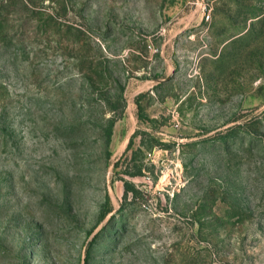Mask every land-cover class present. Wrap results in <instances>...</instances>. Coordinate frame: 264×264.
<instances>
[{
    "label": "rangeland",
    "instance_id": "rangeland-1",
    "mask_svg": "<svg viewBox=\"0 0 264 264\" xmlns=\"http://www.w3.org/2000/svg\"><path fill=\"white\" fill-rule=\"evenodd\" d=\"M0 264H264V0H0Z\"/></svg>",
    "mask_w": 264,
    "mask_h": 264
},
{
    "label": "trees",
    "instance_id": "trees-1",
    "mask_svg": "<svg viewBox=\"0 0 264 264\" xmlns=\"http://www.w3.org/2000/svg\"><path fill=\"white\" fill-rule=\"evenodd\" d=\"M125 186H126V189H125V192L127 193L128 191L132 190L130 189V185L129 183L125 182Z\"/></svg>",
    "mask_w": 264,
    "mask_h": 264
}]
</instances>
